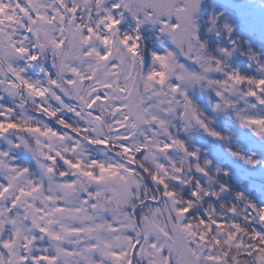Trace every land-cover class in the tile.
I'll return each instance as SVG.
<instances>
[{"label": "snow or ice", "instance_id": "obj_1", "mask_svg": "<svg viewBox=\"0 0 264 264\" xmlns=\"http://www.w3.org/2000/svg\"><path fill=\"white\" fill-rule=\"evenodd\" d=\"M0 264H264V0H0Z\"/></svg>", "mask_w": 264, "mask_h": 264}]
</instances>
